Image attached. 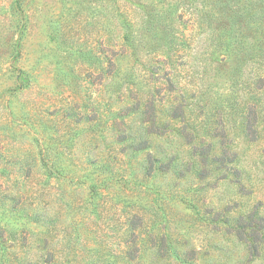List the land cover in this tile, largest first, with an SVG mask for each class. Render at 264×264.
I'll return each instance as SVG.
<instances>
[{
    "label": "rangeland",
    "instance_id": "rangeland-1",
    "mask_svg": "<svg viewBox=\"0 0 264 264\" xmlns=\"http://www.w3.org/2000/svg\"><path fill=\"white\" fill-rule=\"evenodd\" d=\"M0 264H264V0H0Z\"/></svg>",
    "mask_w": 264,
    "mask_h": 264
},
{
    "label": "trees",
    "instance_id": "trees-1",
    "mask_svg": "<svg viewBox=\"0 0 264 264\" xmlns=\"http://www.w3.org/2000/svg\"><path fill=\"white\" fill-rule=\"evenodd\" d=\"M0 12H3L2 15H6V16H9V18H12L14 16V7H13V3L11 2L9 4V7H6V6H3L2 8H0ZM2 20L0 18V23H2Z\"/></svg>",
    "mask_w": 264,
    "mask_h": 264
}]
</instances>
